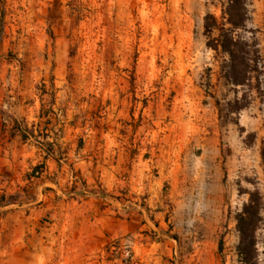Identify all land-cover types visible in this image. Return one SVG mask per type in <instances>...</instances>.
<instances>
[{
  "label": "rangeland",
  "instance_id": "374dc122",
  "mask_svg": "<svg viewBox=\"0 0 264 264\" xmlns=\"http://www.w3.org/2000/svg\"><path fill=\"white\" fill-rule=\"evenodd\" d=\"M222 5L0 0V114L36 107L43 132H70L96 175L86 199L111 212L118 205L116 217L133 213L138 223L109 238L103 253H44L42 264H240L236 217L253 195L264 264V0H247L235 33L250 73L238 87L203 33L204 17L219 23ZM234 101L243 108L230 113ZM27 133L60 161L57 145ZM146 244L151 253L135 248ZM9 251L3 238L0 264H39L37 253Z\"/></svg>",
  "mask_w": 264,
  "mask_h": 264
},
{
  "label": "crops",
  "instance_id": "0c3cea01",
  "mask_svg": "<svg viewBox=\"0 0 264 264\" xmlns=\"http://www.w3.org/2000/svg\"><path fill=\"white\" fill-rule=\"evenodd\" d=\"M12 119L32 128L34 140L57 145L60 161L16 134ZM40 121L36 107L20 109L11 118L0 114V211L6 212L0 216V241L7 239L9 253L21 248L23 253H37L33 257L39 264L46 259L44 253H72L76 260L79 253H103L109 238L137 229V218L131 213L125 216L128 221H121L116 217L123 213L118 205L111 212V207L102 209L86 199L84 190L92 189L89 184L96 180L88 171L89 158H80L70 132H43ZM37 168L41 172L35 175ZM99 177L105 182L107 173ZM151 247L135 246L139 253H151Z\"/></svg>",
  "mask_w": 264,
  "mask_h": 264
},
{
  "label": "trees",
  "instance_id": "16d2710c",
  "mask_svg": "<svg viewBox=\"0 0 264 264\" xmlns=\"http://www.w3.org/2000/svg\"><path fill=\"white\" fill-rule=\"evenodd\" d=\"M246 2L247 0H223L219 23L212 15H207L203 19V33L207 39L206 47L226 57L225 79L235 87L244 86L249 81L250 74L246 71L249 59L244 49L247 45L235 35L238 30L244 28ZM214 33H217L215 37H213ZM254 73L257 79L260 72L256 67ZM229 107L230 113H237L243 108L238 101H234ZM256 197L251 196L236 217V231L239 235L236 251L240 264H258L254 237L259 222V204Z\"/></svg>",
  "mask_w": 264,
  "mask_h": 264
},
{
  "label": "built area",
  "instance_id": "2783aa9c",
  "mask_svg": "<svg viewBox=\"0 0 264 264\" xmlns=\"http://www.w3.org/2000/svg\"><path fill=\"white\" fill-rule=\"evenodd\" d=\"M3 110H7L6 109V106L3 107ZM8 115H10L12 117V114H10V111L7 112ZM9 117V118H11ZM12 129L16 132V134H18L19 136L27 139V140H30V137L27 133V128L23 125V123L21 121H18V120H13L12 119ZM41 172L40 169H37L36 171H34V174L35 175H38L39 173ZM111 253H117L118 250H119V245H117L116 243H114L112 246H111ZM128 253V251L126 252Z\"/></svg>",
  "mask_w": 264,
  "mask_h": 264
}]
</instances>
